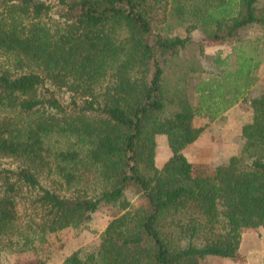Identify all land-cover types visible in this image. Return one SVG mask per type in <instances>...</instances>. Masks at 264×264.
<instances>
[{
    "label": "trees",
    "instance_id": "obj_1",
    "mask_svg": "<svg viewBox=\"0 0 264 264\" xmlns=\"http://www.w3.org/2000/svg\"><path fill=\"white\" fill-rule=\"evenodd\" d=\"M260 0H0V264L47 235L117 210L97 250L62 264H204L244 259L241 233L264 224V93L245 143L212 171L185 154L210 120L247 97L263 64ZM236 42L217 72L171 89L166 66L192 40ZM217 66V67H218ZM158 134L171 155L156 164ZM142 199L133 204L128 194ZM38 264H48L40 260Z\"/></svg>",
    "mask_w": 264,
    "mask_h": 264
},
{
    "label": "rangeland",
    "instance_id": "obj_2",
    "mask_svg": "<svg viewBox=\"0 0 264 264\" xmlns=\"http://www.w3.org/2000/svg\"><path fill=\"white\" fill-rule=\"evenodd\" d=\"M52 7L50 24L57 19L56 3L57 0H46ZM264 0H260L259 5L263 6ZM186 24L169 17L163 27L171 33L186 34ZM192 40L185 49L177 56L171 57L166 66V83L169 88H179L184 86L189 95L190 101L195 104L198 94L195 90L196 81L204 76H209L214 72L219 76L224 64L228 63L222 58L227 56L229 60L234 53V41L226 43H215L203 38L200 30L196 29L188 33ZM243 37L256 38L264 36V27L253 25L246 28ZM218 56L219 66L214 64L213 58ZM264 59V45L262 49ZM264 93V61L259 71L257 82L249 90L247 97L235 103L229 109L224 111L214 120L204 116H196L194 125L204 127L199 137L184 152L192 160L200 172L212 171L216 165L226 161L232 154L239 153L245 143V137L242 133V127L253 118V109L250 99ZM157 140V165L163 163L171 155L165 134H158ZM10 162L8 159H0V165H6ZM133 204L139 205L143 200L128 194ZM118 213L117 210L108 211L100 209L96 211L93 218L84 225L77 227H67L60 231L47 235L45 242L38 243L35 250L24 252L4 253L3 259L8 264H38L40 260L48 264H62L65 258L77 249L84 253L97 250L100 243V236L111 218ZM238 258H234V260ZM221 256L208 255L204 264H227ZM243 260V259H241Z\"/></svg>",
    "mask_w": 264,
    "mask_h": 264
},
{
    "label": "crops",
    "instance_id": "obj_3",
    "mask_svg": "<svg viewBox=\"0 0 264 264\" xmlns=\"http://www.w3.org/2000/svg\"><path fill=\"white\" fill-rule=\"evenodd\" d=\"M240 252L244 256L243 260L223 257L225 259L224 262L227 264H264V224L257 228H246L242 231Z\"/></svg>",
    "mask_w": 264,
    "mask_h": 264
}]
</instances>
